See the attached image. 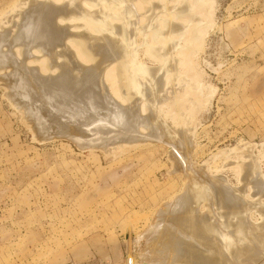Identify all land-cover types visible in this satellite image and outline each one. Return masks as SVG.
Instances as JSON below:
<instances>
[{"label":"rangeland","instance_id":"1","mask_svg":"<svg viewBox=\"0 0 264 264\" xmlns=\"http://www.w3.org/2000/svg\"><path fill=\"white\" fill-rule=\"evenodd\" d=\"M33 1L0 0L1 29L10 28V19L16 20V12ZM37 1L84 8L78 14L69 8V13L56 18L68 31L64 39L68 37L69 47L73 46L69 32H85L90 40L106 38L107 47L112 45L108 47L112 54L105 48L111 56L103 51L109 60L104 58L106 66L103 64L101 77H97L94 92L101 105L96 102L95 110L112 113V106L105 104L113 105V100L120 110L135 104L133 110L139 117L152 118L155 127L147 129L148 125L141 122L135 125L133 131L138 127L140 134L135 132L134 142L135 138H129L134 135L132 127L97 123L91 127L102 130L101 134L119 133L117 138L123 139L116 146V135L117 140H109L113 143L104 146L89 142L87 133L80 135L90 131L89 126L59 124L51 116L34 122L29 110L16 107L19 99L8 82L11 69H0V264H125L128 258L130 264H177L182 252L175 255V247L169 248L167 243L172 218L178 215L176 210L186 195L201 185L208 188L212 178L223 181L243 200L235 207L222 204L224 189L216 184L219 192L214 200L202 197L196 211L195 206L186 211L192 220L220 221L221 216L234 223L243 215L247 228L264 226V186L256 184V180L264 184V0ZM172 26L178 27L174 30ZM112 48L117 51L113 53ZM117 52V61H111ZM80 56L83 64L91 65ZM133 56L137 65L150 70L156 84L148 77L147 81L138 77L134 67L130 69ZM28 65L38 66L39 72L47 75L42 61ZM117 69L124 82L131 81L140 88L141 97L135 96L134 104L131 100L136 98L131 96L127 101L114 84ZM169 88L182 93L180 97L173 95L179 98L177 104L171 103L174 97L169 96L173 91ZM129 93L130 89L127 98ZM32 95L25 101L29 97L32 100ZM104 99L107 102L103 104L100 100ZM153 128L155 136L145 134L146 129ZM122 129L124 133L125 129L132 131L126 132L131 143L125 142V134L120 136ZM167 133L174 142L176 138L175 144ZM221 231L226 233L223 227ZM258 233L243 238L264 258V230ZM232 235L228 240L236 239ZM207 236L212 240L210 234ZM187 237L192 236L182 241L190 240ZM188 240L186 245L191 243ZM206 240V235L198 239L206 247L193 240L189 246L196 245L200 253L202 248L203 254L208 253L212 246ZM218 241L213 239L212 245ZM219 244L212 252L220 250ZM230 254L224 264H243L234 252ZM259 256L254 255L246 264H264Z\"/></svg>","mask_w":264,"mask_h":264},{"label":"bare ground","instance_id":"2","mask_svg":"<svg viewBox=\"0 0 264 264\" xmlns=\"http://www.w3.org/2000/svg\"><path fill=\"white\" fill-rule=\"evenodd\" d=\"M69 8L71 10L76 11V12H74V14L81 13L82 9H84L79 4H77L73 8H71L67 4L55 5L50 1H37V0H35L31 3H29V5H27L25 9L18 10L16 12L17 13V19L16 20H14V18H11V19H13L11 21V19L9 17L10 24H11L10 28L1 29V27H0V29H1L0 30V69H2V70H5L7 68L11 69L10 70V76L8 75V77H10V79L8 78L9 81L7 79L6 80L9 82V84L13 90L14 96L19 99L18 104H16L17 102L15 103L16 107L17 108L23 107L26 110H29V112L31 113L30 116L34 118V122L35 121L37 122L38 119L42 120L45 117L47 118V116H51L59 124H63V125L82 124V126H85V125L89 126L90 131L87 129L86 131H88V132H85L84 134L82 133L80 135L84 136L87 133V134H89V135L85 136L87 140L89 139L92 142H95L97 144L100 143L99 145H104V146L105 145L107 146V143L109 140H113V139L117 140L119 133L118 134L115 133V135H112V136H110L109 134H106V133H105V135H103V134H101L102 130L100 132L99 128L97 129V127H91L97 123H104V124H109V125L120 124V125H122L121 126L122 128L123 127L128 128L130 126V128L132 127V129H131L132 131H133V128L136 127L135 125H138V123L148 125L147 129L152 128L149 126H153V124L155 122H153V119L150 118V116L154 112L149 113L150 119L147 120V118L143 119L142 116L139 117L140 115L138 114L136 109L133 110V106L135 105L134 102L137 100V98L135 96L139 95V93H140L139 89L140 88L137 87L131 81H129V82L125 81L124 82L125 79L123 78V76L120 75V72L118 71V69L116 70V76L118 79L114 81V84L119 89L120 96L123 98L125 96L127 101H128V99L131 98V96L133 98L134 97L136 98L135 100L134 99L131 100V102L134 105H131V104L127 105L126 104L127 106L122 108L124 110H120L119 109L120 106L118 104H116L115 100H113V105H111V103H108L105 100L106 99L105 98L104 101L100 100V102L104 104V102L106 101L107 103L105 105L109 104L110 107L112 106V109H109L110 111H112V113L107 114L106 112H102L100 110L99 111L95 110V108H96L95 103L96 102L99 103V99H97V94H95V92H94L95 88H97V77H101L100 75H101L102 67H104L103 66L104 58L108 59L105 56H108V54L111 53V51H109L108 49L112 45L108 46L109 48L107 47V44H109L108 43L109 40L106 41L105 40L106 38L105 39H103V38L98 39L97 37L91 36L93 39L90 40L89 38L86 37L87 33H85V32L80 33V34L69 32V36L70 37L72 36L71 37L72 39L70 41L73 44L72 47H69L68 44L66 43L68 37H67V39H64V37L68 33V31H67L66 27H64L63 25L61 26L59 23H57L58 19L56 20V18L59 17L58 16L59 14L62 13L65 16V14L69 13V11H71ZM60 16L62 17L63 15H60ZM68 16H69V14H68ZM65 18H67V16ZM65 18L63 20H65ZM9 19H8V21H9ZM7 24L10 25L9 23H7ZM173 25H174V23H173ZM116 27H119V26H116ZM177 27L178 26H175V27L172 26V29L176 30ZM118 30H119V28H118ZM116 31H117V29H116ZM177 32H178V30H177ZM117 33H119V32H117ZM114 34H116V33H114ZM80 36H83V37H80ZM110 38H111V36H110ZM113 40H112V42H113ZM116 43H117V40H116ZM125 44L126 43L124 42V45ZM113 46H115V45H113ZM121 47H123V46L121 45ZM105 48L109 51L108 54H107ZM74 49L76 50L78 55L76 54ZM114 49L115 48H112L110 50H114ZM126 49H127V46H126ZM129 50L131 51V49H129ZM15 51L17 52V54L15 53ZM103 51H104V53L106 52L105 56L103 55ZM115 51H117V49H115L112 52L114 53ZM129 53H132V52H129ZM79 55L83 56L87 61L91 62V65L88 64L86 66L85 64H83L81 62V60L79 59ZM116 55H118V52L115 54V57H113V56H112L113 58L110 57V60L111 61L114 60L113 62L117 61V60H115V59H118ZM125 56L127 57V55H125ZM126 57H124V58H126ZM130 58L128 57V59H130ZM134 58L135 57L133 56V58H132L133 61L130 60L131 61L129 63V64H131L130 69L134 67L132 70L137 73L136 75H138V77H141L142 79L143 78L146 79L148 77L150 80L154 81L153 75H150V73H151L150 70L148 71L146 69L145 70L142 69V66H140L139 64L137 65L135 63ZM39 61H42V63H43L42 67H44V69L47 71V75L46 74L42 75L39 72L38 66L28 65V63H30V62L31 63H37ZM111 61H109V62L111 63ZM118 63H120V61ZM118 63H117L116 67H118L119 70H122V69H120V67L122 68V66H120V64L122 62L119 64L120 67L118 66ZM123 63H124V61H123ZM42 70H43V68H42ZM52 71H56V74H51ZM5 76H7V75H5ZM33 77H36L37 81L34 80ZM12 79H14V80H12ZM150 80H149V82H151ZM156 80L157 79H155V81ZM146 81H147V79H146ZM123 82L126 83V85H124ZM156 82H155V84H156ZM3 84H6V83H3ZM143 88H144V86H143ZM145 88H146V86H145ZM172 88L171 89L169 88V89L173 90ZM129 89H130V93H129L130 96L127 98ZM149 90H150V88L147 91L148 94H150ZM151 92L154 93V91H151ZM179 92L177 93L174 90L170 91L169 96H171V95L177 96V94H178V97H180V94H182V93L181 92L179 93ZM32 93H34L35 97L37 96L36 100L32 101L35 97L34 98L31 97L32 100H30V97H29V101L26 102L25 98H27V96L32 95ZM158 95H156V96L158 97ZM150 96H151V94H150ZM103 97H105V96H103ZM103 97L101 96V99ZM151 97H150V99H151ZM160 97H162V96H160ZM160 97H158V99ZM171 97L169 98L170 100H171ZM173 97H174V102H171V103L177 104V100L179 98L176 99L175 96H173ZM112 99H114V98H112ZM112 99H110V100L112 101ZM107 100L109 101V99H107ZM14 101H15V99H14ZM150 101L152 102L154 100H150ZM152 103H155V102H152ZM152 103H151V105L153 106ZM156 103H157V101H156ZM103 104H102V106H104ZM135 107H136V105H135ZM153 107H156V106H153ZM177 107H178V105H177ZM101 108L103 109V107H101ZM105 108L107 109V107H105ZM152 116H154V115H152ZM154 117L156 118V113H155ZM35 119H37V120H35ZM53 119H52V121H53ZM159 119L161 120V118H159ZM159 119H157V121ZM159 121H158V123H159ZM157 124H155V125H157ZM163 124H164V122H163ZM160 125H161V123H160ZM43 126H45V125H43ZM153 127H155V126H153ZM41 128H43V127H41ZM105 128L107 129V127H105ZM137 128L135 129L136 131L138 130ZM147 129L145 131L146 132L145 134L149 133V135H152L150 133H153L154 134L153 136H155V133H157L154 130V128H153L154 132L152 131V129H151L152 132L150 130H148L149 131L148 132ZM108 130L114 131V129H111V128H108ZM128 130H130V129H125V133L123 132L124 129H122V132L120 131L121 132L120 136H121V134H122V136H123V134H125L124 140L126 143H127L126 140L130 141V139L135 138V132H136V131H133L134 135H133V137H129L130 138L129 139L128 136H126L130 132ZM64 132H65V129H64ZM126 132H127V134H126ZM131 132L129 134H131ZM142 134H143V136H145L144 133H142ZM167 135H168V133H167ZM115 136L117 139L115 138ZM136 137H138V135ZM141 138H143V137H141ZM168 138L171 139L170 136ZM77 139H78V137H77ZM119 139L117 141L118 143L115 142L116 146H117V144L122 143L120 141H122L123 139H120V140ZM138 139H139V137H138ZM135 140H136V138L134 139V142H137ZM91 141H89V142H91ZM111 142L112 141H110L108 143V146H109V144H111ZM171 142L173 143L174 141L171 139ZM175 142H176V138H175ZM175 142H174V144H175ZM130 143H131V141H130ZM178 144L176 143V145H178ZM110 148H114V147L110 146ZM107 150H108V148H107ZM172 159H173V157H172ZM174 160H173V162L175 163ZM248 172H250V173L253 172L254 174H258L257 171H256L257 173H255L254 170L250 171V169ZM253 173H252V175L256 176ZM253 176H251L250 178H252ZM256 178L258 179V176ZM259 178H261V176ZM212 179L208 180L209 181L207 183L208 188H203V186H205V185H201L202 188L201 187L196 188L197 186L196 187L193 186V188L195 187L196 189L194 190L192 188L193 191L191 190V192H194V193L192 195H190L189 197H187L188 195H186V198L183 199V201H182V206L178 210H176L178 215L176 216L174 214L176 217L172 218V221H171L172 225L170 224L171 227L169 225V227L171 228V231L173 232V233L171 232V236H170V233H169V235L167 233V235L170 236V238L172 237L171 238L172 240L170 238H168V240L169 241L171 240L170 242H172V246H171V243H169V241L167 242L168 244H170L169 248H171V247L173 248V246L175 247V249L173 250V251L176 250L175 255H178L179 252H182V256H180V260L178 259L179 257L177 258L179 260L177 262H176L177 259L174 258L175 255H174V257L171 256V258L176 259V260H174V262H176L177 264H179L178 262H180V264H224V262H226L227 259L230 260V258H231L230 252L231 251L236 254L237 259L242 261L243 264H246V261L251 259L254 255L259 256L257 253L256 246L254 244L251 245V244L245 242L243 236L245 234H247L249 236V234L252 235L253 233H258L260 231L261 232L258 234H262V230H264L263 224H262V226L260 224L261 227H259L257 225V227H259V228H257L256 226L252 225V222H251V225L254 226L255 229H252L251 227L250 228L248 227L249 228L248 229L247 228V226H248L247 217L241 215V213H239V212H237V213L240 214L241 216L239 217V215H238L239 218H237L234 223L231 221H228L227 219H225L224 217H221V216H218L220 221H216V219L211 217L214 220V221L212 220L213 222L212 221L209 222L210 220H208L207 218L200 219L199 217L198 218L196 217L192 220L191 217L188 215V213L186 214V211L190 210L191 207L195 206L194 211L197 210L196 204H198V201H200V199L202 197H203V199L205 197H207V199L210 198V200H212V199L214 200V198H215L214 196H216V197L218 196L217 194L215 195V193L219 192V189H218L216 184H220V186L224 189L223 192L220 191L221 192L220 201L222 202V204H224V205L232 204L234 206L236 203L241 202L243 200L239 194L233 192L232 189H230L229 187L222 184L223 181H219V182H221V183H219L218 181H215L216 178H214L213 180ZM220 179H221L220 177H219V179L217 177V180H220ZM253 179H254V177H253ZM221 180H223V179H221ZM262 183H264L263 180H262ZM256 184L258 187L263 188V186H264V184L262 185L260 183V181L257 182V180H256ZM186 192L190 193L189 191H186ZM183 195H185V193ZM208 201H207V203H208ZM211 203H212V201H211ZM209 206H210V204H209ZM213 208H214V206H213ZM234 209L237 210L238 208H234ZM238 211H240V209ZM183 212H185V214H183ZM263 213H264V211H263ZM244 215H245V213H244ZM233 219H234V217H233ZM168 220H169V218H168ZM222 227L226 230V233L221 231ZM170 228H168V230ZM245 228H247L248 230ZM236 233H238V234H236ZM184 234L192 236L191 238L187 237V238H190V240L187 239L188 242L191 241V243L187 242L188 245H186L187 240L185 242L182 241L185 239L184 237L187 236ZM209 234L211 235L212 240H210L211 238H209V239L207 238L208 237L207 235H209ZM232 234H234V235H232ZM181 235L184 237H181ZM205 235H206V239H207L206 241L209 240L211 243L209 245L212 246V248L208 246L210 248V250H207V249L206 250H207V252L210 251L211 253L205 252V254H203V252L205 251V249H203V248H202L203 252L200 253V250L197 249L198 246L194 245V247L196 246L195 248L197 249V251L199 250L198 252L200 253V254L198 253V255H197V253H195L196 249L193 247L195 249V251H194V249L191 248V246H189V244L190 245L192 244V240L194 241L193 243L195 244V242H197L198 239L200 240V238L205 236ZM229 235H232L234 237L236 235V237H235L236 239H234L231 236L232 239H234V240L233 241L231 239H230L231 241L228 240L230 237ZM214 236L217 239H220V241H221L220 244H219V241ZM181 238H184V239H181ZM238 238H240L241 240ZM213 239H214V241L216 240V242L218 241V243L215 242L216 243L215 246L212 245ZM165 240L167 241V239H165ZM236 240H238V241L240 240V241L238 242ZM228 241H230V242H228ZM181 242L183 243V245L181 244L183 247L180 246ZM200 242L201 241L197 242V243H199L200 247L206 245V244L205 245L203 244L201 246ZM204 243H207V242H204ZM213 244H214V242H213ZM218 244L220 246V250H215L216 252H212V249H215ZM214 254L216 255L215 256L216 258L214 257ZM258 258H260V261H263V259H264L263 257H260V256ZM125 264H127V263H125Z\"/></svg>","mask_w":264,"mask_h":264},{"label":"built area","instance_id":"3","mask_svg":"<svg viewBox=\"0 0 264 264\" xmlns=\"http://www.w3.org/2000/svg\"><path fill=\"white\" fill-rule=\"evenodd\" d=\"M127 263H128V264H130V263H131V261H130V258H128V259H127Z\"/></svg>","mask_w":264,"mask_h":264},{"label":"water","instance_id":"4","mask_svg":"<svg viewBox=\"0 0 264 264\" xmlns=\"http://www.w3.org/2000/svg\"><path fill=\"white\" fill-rule=\"evenodd\" d=\"M125 263H127V260L125 261Z\"/></svg>","mask_w":264,"mask_h":264}]
</instances>
